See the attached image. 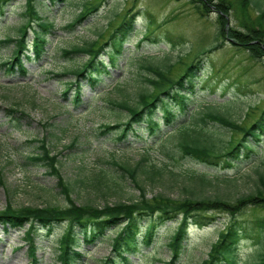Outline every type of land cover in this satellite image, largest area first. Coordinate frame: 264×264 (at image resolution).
I'll list each match as a JSON object with an SVG mask.
<instances>
[{
	"label": "rangeland",
	"instance_id": "374dc122",
	"mask_svg": "<svg viewBox=\"0 0 264 264\" xmlns=\"http://www.w3.org/2000/svg\"><path fill=\"white\" fill-rule=\"evenodd\" d=\"M86 1L88 0H67L53 8H48V0L45 2L48 7L38 1L37 8L55 22V33L48 35L49 56L41 60H28L27 77L18 72L9 74L5 65L0 66V210L5 209L8 204L15 208H64L69 205L66 194L58 184L61 179L59 175L50 171L46 161L34 159L44 153L43 144L51 156H57L56 166L62 178L69 185H76L71 198L81 204L103 207L107 203L114 205L119 201L138 199L140 190L132 184L129 176L122 188L102 196L101 190L105 186L95 185L98 175L93 172L106 167L116 174L112 169L115 166L107 164L105 160L115 157L118 162L124 161L134 166L148 150L150 160L146 167L168 165L161 174L155 176V180L150 178L152 172L139 171L137 178L145 187L149 198L164 193L179 199L187 195L185 190H193L196 195L204 197L221 196L234 200L253 192L259 185L256 183L259 173L264 172L261 161L264 160V146L260 159L254 154V161L244 164L238 173L226 172L235 178L232 182L218 181L212 172L207 171L213 182L200 186L195 180L191 181L189 173L211 170V165H196L179 159L173 161L161 151L163 143L170 142V148H177L178 142L174 138L176 133L171 138H160L153 143L152 146L155 147L142 141L134 142L131 134L122 146H116L111 140L112 136L96 134L102 124H115L128 118V112L115 107L111 100L135 103L138 92L145 86L142 77L153 76L152 72L141 65L154 63L164 67L173 64L172 75L179 76L197 54L223 41L207 58L203 56L205 62L197 71L201 78L193 88L196 91L193 95L196 96V102L192 109L217 105L221 112L242 126H247L252 119L257 118L264 107V56L254 57L248 48L231 43L233 40L229 42L223 35L217 39L222 27L216 7L219 0H211L209 12L203 7L201 0H89L93 4L102 2L99 9L75 30H63V26L78 15ZM227 1L231 7L228 13L230 22L226 28L234 27L245 33H252L254 28L264 29V17L261 15L264 1ZM131 9H134L132 12L137 16L136 28L125 44V53L120 56L118 66L110 67L111 75L104 76L106 82L97 86L95 91L85 84L81 90L82 103L77 107L73 106L74 87L65 98L64 82L75 78L70 70L79 67L88 56L76 54L64 58L61 49L99 38L102 34L100 32H104L102 40L106 39ZM25 11L26 0H15L11 4L6 17L0 21V40L9 33L14 34L15 25L22 23L20 13ZM7 21L8 24L4 25ZM149 21L154 25L151 28H147L150 26ZM150 29L155 32L150 34V38L144 39L145 32ZM151 38L157 40L152 41ZM13 49L14 44L0 49V63L11 58ZM105 59L108 60L107 56ZM208 79H211L216 92H210L211 86L204 84L203 81ZM9 107L28 114L21 119L20 128L14 126L18 123L17 120H10ZM217 128L211 125V130ZM219 129L221 133H211L214 139H235L241 136L227 128ZM139 133L147 135V131ZM189 169L190 172L186 173ZM172 171L178 175H173ZM219 215L218 220L211 225H193L190 228L187 248L176 264H202L207 259L211 245L228 220L226 214ZM253 216L264 217V207L249 208L243 215L255 218ZM175 227L176 223L172 221L160 228L153 245L143 246L137 254H130L132 264L167 263L171 259L167 243ZM1 228L0 225V264H31L24 229H9L3 233ZM63 229L60 226L51 236L44 230L39 233V264H60L56 259L54 242ZM116 231L113 230L110 236ZM263 237L261 234L244 240L239 245V264H246L255 258L262 246L259 243ZM110 243L111 239H106L96 245L79 246L78 250L84 251L85 248L87 252L84 262L80 264H100L104 257L112 253Z\"/></svg>",
	"mask_w": 264,
	"mask_h": 264
},
{
	"label": "trees",
	"instance_id": "16d2710c",
	"mask_svg": "<svg viewBox=\"0 0 264 264\" xmlns=\"http://www.w3.org/2000/svg\"><path fill=\"white\" fill-rule=\"evenodd\" d=\"M14 1L0 0V21L6 17L9 7ZM38 1L44 6L49 4L48 8H53L67 0H48L47 4L45 3L47 0H26V11L20 13L22 23L15 27L16 36L8 34L0 41V49L8 47L12 43L15 44L11 58L0 63V66L7 67L9 74L18 72L25 77L29 72L26 67L28 60L41 59L49 55L48 35L55 33V22L43 15L37 8ZM249 1L251 3V0ZM263 1L261 0V2ZM201 2L209 12L212 1L201 0ZM101 3L93 4L89 0L86 1L78 15L63 26V30H75L90 14L99 9ZM216 7L222 24L217 39L219 40V36L223 35L229 42L233 40L231 43L248 48L254 57L264 56V29L254 28L252 33H245L234 27L226 28L230 22L228 17L230 2L219 0ZM135 15L132 10H129L119 25L104 40H102L104 32H100L99 34H102L97 39L61 49V55L64 58H70L76 54L88 55L87 60L79 67L70 70L75 78L64 82L66 90L63 96L65 98L69 96V90L74 87L73 106L77 107L82 103L81 90L85 84L95 91L97 86L106 82L104 76L111 75L110 67L118 66L120 56L125 53V44L131 38L132 32L135 31ZM261 15L264 17V10ZM7 24L8 21L4 25ZM152 26H154L153 23L148 27ZM152 30L145 32L144 39L150 38V34L155 32ZM151 40L154 41L157 38H151ZM223 43L224 41L221 44L219 42V45L197 54L179 76L172 75L173 64H167L164 67L154 63L141 65L147 71L152 72L153 76L142 77L145 86L138 92L135 103L132 104L128 100H111L115 107L128 112V118L115 124H102L98 128L97 136H112L111 140L116 146H122L121 144L130 134L134 137V142L142 141L144 144H151L167 135L171 138L175 129L174 138L178 142L177 148H170V142L163 143L161 145L162 153L172 158L173 161L179 159L196 165L203 163L212 166L211 170H204L202 173L195 171L189 173L190 169L187 172L185 170L186 173H189L188 177L191 181L195 180L200 186L211 184L213 179L209 177L208 172H212L216 180L232 182L235 178L226 172L238 173L244 164L252 161V153L258 152L256 144L264 134V107L259 111V116L249 123V126L239 125L230 116L221 112L216 107L217 105L192 109L196 102V96H193L196 91L193 88L201 78L197 75V71L202 68L203 62H205L203 56L207 58L212 50ZM29 50L33 52V55L29 54ZM105 56L108 60L105 59ZM211 79L203 82L211 86L212 90H209L214 93L216 88L211 83ZM9 112L12 115V120L18 122L15 123V127L20 128L21 119L27 117L25 112H18L13 108L9 109ZM211 125L217 126V130H211ZM168 127L171 129L168 130ZM219 128H227L233 132L241 133V137L238 139H233V137L214 139L211 133H221ZM139 131H147V135H143ZM169 140L171 141V139ZM42 147L45 148L44 153L34 159L46 161L50 171L59 175L61 179L58 184L62 187V192L66 194L69 205L64 208L51 206L15 208L8 204L5 209L0 210V225L6 230L10 228L24 229V237L29 246V255L33 259V264L39 262L36 256L39 233L44 230L48 236H51L60 226L64 229L54 242L56 259L60 264L83 263L87 252L85 248L84 251L78 250V247L96 245L106 239H111L112 253L110 256L104 257L100 264H131L130 254H137L143 246L153 245L160 228L167 226L168 222L172 221L176 223V227L170 234L167 243L171 259L165 264H176L187 248L190 228L193 225L200 227L211 225L218 220L219 215L217 214L220 213L227 214L228 221L218 240L212 244L208 258L202 264H239L237 252L239 245L244 240L258 237L261 234L264 236V217H243L249 208L264 207V172L259 173L256 179V183L259 185L253 192L238 196L234 200L221 196L204 197L201 194L196 195L193 190H185L187 195L179 199L164 193H158L149 198L146 195L145 187L137 178L139 171L152 172L150 178L155 180V176L161 174L168 165L165 164L159 168L156 165L146 167L147 161L150 160L149 150L134 166L124 161L118 162L113 157L105 161L107 164L115 166L112 169L116 174L106 167H102L95 179L96 186H105L101 190L102 196H107L111 192H116L117 188H122L128 181L127 176L131 179L132 184L140 190V195L136 200L119 201L114 205L107 203L103 207H98L77 203L71 198V193L74 192L76 185H69L62 178L56 166L57 156H51L44 144ZM151 147L155 146L151 145ZM172 174L178 175L173 171ZM81 182L84 181L81 179ZM113 230L117 231L111 237L110 234ZM259 244L262 245L259 252L252 261L246 264H264V237Z\"/></svg>",
	"mask_w": 264,
	"mask_h": 264
}]
</instances>
